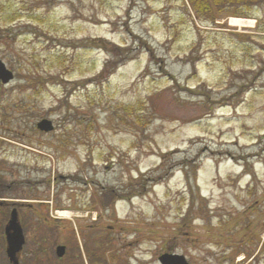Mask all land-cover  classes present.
I'll list each match as a JSON object with an SVG mask.
<instances>
[{"label":"rangeland","instance_id":"obj_1","mask_svg":"<svg viewBox=\"0 0 264 264\" xmlns=\"http://www.w3.org/2000/svg\"><path fill=\"white\" fill-rule=\"evenodd\" d=\"M248 14L0 0V233L17 213L19 264H84L80 240L93 261L101 241L98 264H264V6ZM6 250L4 235L0 264Z\"/></svg>","mask_w":264,"mask_h":264},{"label":"trees","instance_id":"obj_2","mask_svg":"<svg viewBox=\"0 0 264 264\" xmlns=\"http://www.w3.org/2000/svg\"><path fill=\"white\" fill-rule=\"evenodd\" d=\"M190 7L191 14L194 18L201 24H210L214 26H219L216 24L218 19H226L228 17L235 18H246L251 19L249 12H252L256 8H261L264 6V0H185ZM248 14V15H247ZM249 16V17H248ZM258 24H261L260 20L254 19ZM260 27V25H259ZM260 33H264V27L260 29ZM141 45L146 47L149 51L150 48L146 44ZM141 46V47H142ZM115 51L119 52V56H116V61L110 65L114 70L119 68L121 60H126L124 54L121 53L119 48H115ZM119 58V59H118ZM243 88V87H242ZM200 90V89H199ZM208 102V98L206 99ZM1 228V221H0ZM4 235L1 231L0 237ZM264 252V248L262 249ZM98 264V263H95Z\"/></svg>","mask_w":264,"mask_h":264},{"label":"water","instance_id":"obj_3","mask_svg":"<svg viewBox=\"0 0 264 264\" xmlns=\"http://www.w3.org/2000/svg\"><path fill=\"white\" fill-rule=\"evenodd\" d=\"M14 79V75L9 71L6 65L0 61V84H9ZM39 131L50 133L54 130L53 123L49 120H42L37 124ZM6 243H7V257L11 264H19L17 255L22 251L25 243L24 235L21 226L18 222L17 214L14 213L5 228ZM65 255V248L57 249L58 258H63ZM159 264H189L186 258L182 255L164 254L159 258Z\"/></svg>","mask_w":264,"mask_h":264},{"label":"flooded vegetation","instance_id":"obj_4","mask_svg":"<svg viewBox=\"0 0 264 264\" xmlns=\"http://www.w3.org/2000/svg\"><path fill=\"white\" fill-rule=\"evenodd\" d=\"M32 204H39V205H44L45 203L44 202H32V201H30ZM22 207H31V205H21ZM17 214V213H16ZM12 216V214L10 215V217ZM17 216H18V214H17ZM57 218H55L54 217V220H56ZM18 221H19V225L21 226V229H22V233H23V235H24V240H25V243H24V246H23V250L21 251V253L24 251V247H25V245H26V237H25V232H24V226H23V224H21L22 222H20V220H19V217H18ZM78 244H80L81 245V247H82V252L85 254V262H84V264H94V263H100V261L102 260V252L100 251V249H101V241L100 240H98L97 242H96V247H97V249H96V253H95V261H93V258L89 255V253H88V251H86L87 249H86V246H85V244H82V242H81V240L79 241V242H77L76 241V245H77V248H78ZM59 247H64L65 248V255H66V247L65 246H58L57 248H56V251H57V249L59 248ZM93 253H94V251H93ZM56 254V253H55Z\"/></svg>","mask_w":264,"mask_h":264},{"label":"bare ground","instance_id":"obj_5","mask_svg":"<svg viewBox=\"0 0 264 264\" xmlns=\"http://www.w3.org/2000/svg\"><path fill=\"white\" fill-rule=\"evenodd\" d=\"M254 25V21L252 20H241V19H232L230 21V26L235 27V28H252ZM57 216L59 217H73L72 213L67 212V211H57Z\"/></svg>","mask_w":264,"mask_h":264}]
</instances>
